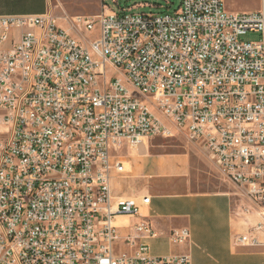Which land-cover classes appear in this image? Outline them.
<instances>
[{
    "label": "built area",
    "instance_id": "obj_1",
    "mask_svg": "<svg viewBox=\"0 0 264 264\" xmlns=\"http://www.w3.org/2000/svg\"><path fill=\"white\" fill-rule=\"evenodd\" d=\"M174 11L76 14L74 29L97 31L88 45L50 10L0 15V264H190L186 253H151L148 195L110 187L126 172L111 150L157 137L207 152L260 214L237 243L259 242L264 12L231 13L224 0H180ZM189 237L168 232L173 244Z\"/></svg>",
    "mask_w": 264,
    "mask_h": 264
},
{
    "label": "crops",
    "instance_id": "obj_2",
    "mask_svg": "<svg viewBox=\"0 0 264 264\" xmlns=\"http://www.w3.org/2000/svg\"><path fill=\"white\" fill-rule=\"evenodd\" d=\"M49 5L50 0H0V15L42 14ZM224 7L231 13L264 12V0H224ZM260 38L249 32L245 39ZM120 160L126 172L114 177L110 187L123 198L150 197L140 215L159 233L149 242L152 254L186 253L190 264H264V233H256V245L237 243L261 220L256 206L219 173L199 145L178 147L150 139L123 148ZM183 227L189 239L173 244L168 232Z\"/></svg>",
    "mask_w": 264,
    "mask_h": 264
},
{
    "label": "rangeland",
    "instance_id": "obj_3",
    "mask_svg": "<svg viewBox=\"0 0 264 264\" xmlns=\"http://www.w3.org/2000/svg\"><path fill=\"white\" fill-rule=\"evenodd\" d=\"M140 4H146V6H140ZM180 4V0H50V5L47 10L56 17L57 24L64 29L69 30L70 33L77 37L82 44L88 45V42L96 35V30L90 32H80L78 29H74L70 23V18L76 14L85 16H96L100 14L103 8H108L116 13H121L122 10L130 8V12H143L146 14H160V13H174ZM228 11L229 9L226 8ZM246 36L243 37L245 39ZM114 75L118 76L117 72L113 71L110 67H107L106 76ZM123 83L128 87L125 79L121 78ZM143 98L142 95L138 96ZM154 141L163 143L174 144L178 147H183L189 142L183 136H175L173 139H163L157 137ZM113 155L121 156L123 148L121 150H111ZM202 178L203 175H199ZM198 176V177H199ZM141 213V210H140ZM123 250V249H122Z\"/></svg>",
    "mask_w": 264,
    "mask_h": 264
}]
</instances>
